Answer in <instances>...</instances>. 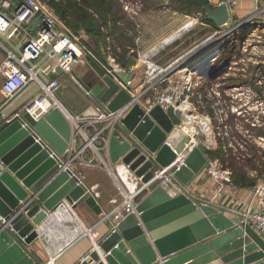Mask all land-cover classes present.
Returning a JSON list of instances; mask_svg holds the SVG:
<instances>
[{
    "label": "water",
    "instance_id": "95a60500",
    "mask_svg": "<svg viewBox=\"0 0 264 264\" xmlns=\"http://www.w3.org/2000/svg\"><path fill=\"white\" fill-rule=\"evenodd\" d=\"M205 11L207 20L215 27L226 26L230 21L223 4ZM38 23L39 18L30 25L31 32ZM244 23L241 21L231 29ZM0 40L18 57L22 56V42L13 45L3 36ZM210 41L208 38L190 49L166 72L165 78L182 72L190 77L174 106L164 109L155 105L145 111L134 104L119 125L122 133L118 130L112 132L110 162L114 164L121 160L142 184L152 177L155 166L169 165L175 153H181L184 145L190 142V138L177 129L181 112L178 107L191 93L195 81L192 75L206 77L208 67L220 52L222 43L207 47ZM201 49H206L202 55ZM85 60L94 86H87L88 75L79 78L73 74V78L90 104L115 112L132 100L119 90L117 83L97 62L89 56ZM47 61L48 57L36 67ZM26 63L34 67V63ZM56 73L62 76L59 68ZM39 75L45 83L48 82L47 77ZM118 77L121 81L126 79V76ZM63 86L56 90L58 96ZM160 86L166 90L168 82L163 81ZM24 119L55 152L63 154L70 142L71 128L58 110L49 111L38 122L28 114ZM21 124L15 120L0 126V264H40L28 250L36 240L48 250L46 257H49L60 253L80 237L84 230L65 203L72 210L85 203L99 211L90 191L76 185L75 179L60 171L52 159H47L48 152L34 142L29 129ZM153 153L156 155L151 160ZM40 160H46V163L38 166ZM208 168L209 159L204 146L198 143L185 164L171 172L187 186ZM54 172L57 176L52 179ZM228 203L229 200L224 205ZM218 210L217 205L195 204L185 195L171 198L162 187H157L137 205L140 221L134 215L127 216L116 231L79 264H264V241L260 236L250 226L240 225V220L231 211L228 213L233 217L229 219ZM60 213L66 218L58 220ZM54 228L62 230L56 242L51 240L50 231Z\"/></svg>",
    "mask_w": 264,
    "mask_h": 264
},
{
    "label": "built area",
    "instance_id": "2783aa9c",
    "mask_svg": "<svg viewBox=\"0 0 264 264\" xmlns=\"http://www.w3.org/2000/svg\"><path fill=\"white\" fill-rule=\"evenodd\" d=\"M253 1L254 9L245 19L234 21V26L241 21L253 23L257 20L258 17H254L264 10V0ZM238 2L239 0H221L218 5H225L230 15L231 10L238 5ZM259 17L262 18L261 23H259L261 26L264 23V15ZM37 18H39V23L36 25L35 31L31 32L30 25ZM194 21L188 22L183 28L189 30L195 24ZM57 23V19L41 0H0V36H3L12 44L22 42V56L18 57L0 40V48L5 51V57L0 63L1 94L3 95V100L0 103V126L15 120L22 122V127L29 129L34 142L49 153L50 158L57 164L59 169L65 171L69 178L75 179L76 185L83 186V178L78 177L75 170L83 167H95L98 164L97 162H103L101 157L102 149L107 147L112 130L121 124L133 105L138 104L145 111L155 105L162 106L164 109L174 106L175 101L182 94L183 85L190 81V77L185 76L182 72L165 78L166 72L175 64L176 60L167 67L150 63L145 71L144 84L141 86L142 88L137 90L134 87L133 80L130 77L127 78L128 74L124 72L125 69L116 64V61L111 57V39L109 37L106 39V57L103 58L92 49L81 47L78 43V37L66 29L64 31L62 29L59 30ZM229 23H231V16ZM231 28L232 26L227 30ZM163 43L166 44L165 42ZM86 56L97 62L105 70L106 74L117 83L119 90L124 91L132 98L128 104L115 112L97 107L98 113L96 115L81 117L80 115L72 114L56 98V90L61 85L58 79L53 78V76L57 75L56 69L59 68L62 71V75H70L73 73L75 66L84 62ZM46 57H48V61L37 68L36 65ZM149 60L150 58L146 62ZM27 61L34 63V67H29L26 63ZM152 66L157 67L158 70L155 71L152 80H150L148 75ZM151 73L153 72H150V75ZM39 74L47 77L48 82L45 83ZM118 75L126 76V79L121 81ZM174 76H180V80L177 79L176 81ZM71 80L76 83L74 78H71ZM163 81L168 82V87L155 99L153 104L148 107L141 104L140 99L145 92L144 86L148 85L154 89L161 88L160 84ZM30 86L36 87V92L31 98L21 107L8 112L7 107ZM54 109L62 113L70 124L72 131L70 142L61 155L51 150L45 140L24 119V115L28 114L30 118L38 122L45 114ZM205 125L206 127H204ZM202 127L207 132L208 126L206 122L202 123ZM187 136L190 138V142L184 145L182 152L177 154L173 151L175 158L166 167L155 166L152 171V177L146 183L142 184L140 182L141 179L137 178L139 184H137L135 191L131 193L126 192L119 186L122 195L121 203L102 217V221H111V233L116 231L119 222L127 216L134 215L139 218L140 213L136 211V199L140 195L148 193L153 187H162L171 198L185 195L191 199L190 195H188V190L195 181L186 186L180 183L175 178L174 173L171 172L173 168L179 170L185 164L188 155L197 145L194 141V135ZM155 155L156 153L151 155V160L155 158ZM126 167L129 169V166ZM203 172L216 184V188L213 198L210 199L211 204L204 202L202 205L213 206L215 205L214 200L222 196L227 197L226 184L230 182L231 175L229 171L221 170L219 163L217 164L216 161L212 162L210 160L209 168ZM239 207L241 211L239 210L240 208L227 211L232 210V214L240 220V225L250 226L264 240V185L252 188L249 200ZM140 224L142 223L140 222Z\"/></svg>",
    "mask_w": 264,
    "mask_h": 264
},
{
    "label": "rangeland",
    "instance_id": "374dc122",
    "mask_svg": "<svg viewBox=\"0 0 264 264\" xmlns=\"http://www.w3.org/2000/svg\"><path fill=\"white\" fill-rule=\"evenodd\" d=\"M41 1L57 19V28L63 31L66 29L73 34V31L56 15L57 7L53 5V0ZM159 1L162 2L163 7L160 10H151L150 12H142L143 7L140 4V0L120 2L127 19L126 22L131 25L125 29L123 34L126 41L122 40V43L125 44V50H127L125 54L126 60L133 61L135 59L136 61L143 57L142 60L146 61L152 54H154L151 57L153 59L159 58L158 56H161L162 59L173 58L177 53H182L184 50L188 52L190 46L194 48L208 38H211V44L207 47L212 44L216 46L222 43L215 61L208 67L207 77L199 78L192 75L195 81L191 93L187 96L186 102L179 107L181 110L178 116L179 127H183L185 130L187 126V131L190 130L188 132L184 131L183 134L194 135L196 144H204V149L207 152L206 156L210 161H216L217 164L219 160L214 156L210 158L209 151L214 152L220 146L222 150L230 148L232 146L231 143L237 138L234 133L242 139H251L261 151L258 152L260 159L256 162L259 166L258 171L248 170L247 177L252 181L253 185L247 188L251 190L256 186L264 185V167L261 166L262 164L264 165V136L258 137V134L252 130L262 129L264 131V23L261 25L263 27H259L261 21L255 20L253 23L246 22L239 27H234L230 30L226 29V32H223L224 28H226L225 26L215 27L211 25L208 28V26L202 25L208 23L204 19V11L192 14L179 13L181 16H178L177 20H175L172 14L175 11H171L168 8L170 0ZM261 15H264V10L260 11L254 18ZM186 20L189 22L195 20V24L182 35L181 39L175 40L174 37L179 35L174 33L178 27L175 25ZM118 24L121 32L123 24ZM249 26H254L255 31L247 30ZM76 34L81 47L88 49L97 47L93 39L85 36L83 32ZM165 40H175L168 46L166 45L167 47L165 46L168 49L167 52L166 49L163 51L160 49V46L164 45L163 42ZM118 45L114 40H111L110 47L114 46L115 53L121 54L122 51ZM174 45H179L180 47H173ZM99 47V56L106 57L107 45ZM171 48H175L174 52L170 51ZM110 49L111 57L116 61L117 58L112 52L113 48ZM206 49H201L200 55ZM159 51L161 52L158 55ZM4 57L5 54L0 48V60H3ZM225 59L228 60L226 63H224ZM220 60H222L221 64L217 65ZM85 62L86 60L84 59ZM160 62L164 63L165 61L162 60ZM118 65L125 69L124 72L128 74L126 68L120 64ZM88 70L91 72L89 68ZM174 77L177 81V76ZM34 90H36V87H34ZM187 118L189 119L187 120ZM204 122L208 126L206 133L201 126ZM251 131L254 133L252 134ZM219 168H221L220 163ZM262 170L263 172L260 175L259 173ZM234 188L242 187L234 186Z\"/></svg>",
    "mask_w": 264,
    "mask_h": 264
},
{
    "label": "crops",
    "instance_id": "0c3cea01",
    "mask_svg": "<svg viewBox=\"0 0 264 264\" xmlns=\"http://www.w3.org/2000/svg\"><path fill=\"white\" fill-rule=\"evenodd\" d=\"M206 1L208 2L207 8H215L216 6H218L221 0H206ZM253 9H254L253 0H239L238 5L233 10H231L230 13L231 23H229L228 26L224 28L225 30H223V32H225L226 29H228V27L233 25L234 21L245 19ZM172 14L175 20H177L178 16H181L177 12H172ZM185 18H189V17H185ZM261 19H262L261 17L257 18L258 21H261ZM187 21L188 20L183 22L181 21V23L175 25L178 27L176 31H174V33L179 34L178 36L174 37L175 40L181 39L182 35H184V33L187 31L186 29L183 28L189 22ZM202 25L208 26V28L211 27V24L209 23H205ZM175 40L167 41L166 44L161 45L160 46V49H162L161 51L165 50L166 47L169 44H171V42L173 43V41ZM16 44H18V42H15V44L13 45ZM173 47L179 48L180 46L174 45ZM190 48H193V46H190ZM190 48L188 50H190ZM174 50L175 48H171L170 51L174 52ZM161 51L158 52V55ZM167 51L168 49H166V52ZM185 51L186 50H184L182 53H177L175 57L173 58L170 57L168 59L167 58L162 59L161 56H158L159 58L157 59H153L151 57L154 54H152L151 57H149L150 60L147 62L142 60L143 57H140L138 60L134 61V64L126 68L128 72L127 78L130 77V79L133 80L134 87L137 88V90H139L140 88H142L141 86L144 84L145 81L144 74L145 71L147 70V66L150 63H154L157 66L167 67L177 58L183 56L187 52ZM3 52L5 54L4 50ZM162 60L165 62L164 63L160 62ZM1 61L2 60H0V63ZM73 74L74 76L76 75L79 78L88 75V79H86L87 86H94L93 76L91 72L88 70L87 62L85 63L83 62L74 67L72 74L62 75V76L57 75L58 77H56V79L60 81L61 85H64L63 86L64 88L59 96L56 94V98L72 114L76 116L78 114L84 116L96 115L98 113L97 106L90 104L88 98H86V95L77 87L76 83H74L71 80V78H73ZM179 78L180 76H178L176 79L180 80ZM1 83H2V79L0 78V97H1L0 103L3 100V95L1 94ZM34 87L35 86L26 88L24 92L19 97H17L11 105L7 107V111L11 112L13 110H16L18 107H21L23 104H25L31 98V96L36 92V90H34ZM144 90L145 92L140 99V103L146 107H148L150 104H153L155 99L164 92V90H162V88L160 87L154 89L152 87H149L148 85L144 86ZM180 128L181 127L179 126L177 127V129ZM115 130H118L120 133H122L121 127L119 126H116L112 130V132ZM112 132L110 134L107 147L103 148L101 152V157L103 159V162L102 163L100 161L97 162L98 164L95 167H91V168L83 167L75 170L76 175L78 177L83 178V186L88 191H90L91 196H93V198L95 199L96 208H98L99 211L98 212H96L97 210L94 211L93 208H90L85 203L79 204L74 210H72L70 206L67 203H65L67 210H70V212L73 213L74 217L77 219L79 225L84 230V232L80 237L75 239L70 245H68L66 248H64L60 253L56 254L55 256L46 257V255H48L46 251L48 250H46L41 245V243L38 242V240H36L31 245H29L28 248L29 252L34 256L36 260L40 262V264H79L90 254L92 250L97 249V245L100 242H102L105 238H107L109 235L112 234L111 233L112 223L111 221L108 220L102 221L103 215L109 213L116 205H119L121 203L122 195L119 186H121V188L126 192L131 193L135 191L137 184H139V181L135 176V173L130 169H128L126 165H124L121 162V160H118L114 164L110 162L109 144H110V138ZM48 146L49 148H51V150H54L49 144ZM47 156H48L47 159H51L49 153L47 154ZM45 163L46 160H40L37 163V165L42 166ZM51 167L52 166H50L48 169H50ZM59 170L62 171L61 169ZM56 176L57 173L54 172L51 178L54 179ZM155 188H157V186L151 188V190H149L148 193H144L140 195L136 199L135 203L138 205ZM215 188H216V184L210 178H208L206 173L203 172L202 174H200L199 177L195 179V183L189 188L188 195H190V198L195 204L204 203V202H206L207 204H211L210 199L213 198ZM226 191H227L226 192L227 197L222 196L221 198L216 199L213 202L215 205L220 206V210H218L220 214L222 213L227 218L232 219L233 217L232 214L228 213L229 211L227 210L240 208L239 206L247 202L251 197V190L248 188H234L232 184H226ZM228 200L229 203L228 205L226 204L225 206L224 203ZM208 206H212V205H208ZM239 210L241 211V208ZM63 216L64 214L60 213L57 219L62 220L63 218H66ZM50 233L52 235L51 240L53 242H56L60 238V234H62V230L59 228H54V230H51Z\"/></svg>",
    "mask_w": 264,
    "mask_h": 264
},
{
    "label": "trees",
    "instance_id": "16d2710c",
    "mask_svg": "<svg viewBox=\"0 0 264 264\" xmlns=\"http://www.w3.org/2000/svg\"><path fill=\"white\" fill-rule=\"evenodd\" d=\"M53 0V5L57 7L56 15L62 20L66 26L73 31V34L83 32L85 36L93 39L95 43V49L92 48L94 52L100 54V47L102 45L106 46V39L109 37L114 40L120 47L122 53H115V48L112 52L115 55L116 63L120 64L122 67L127 68L134 64L133 61H127L125 54V44L122 40L126 41L123 36L125 29L131 25L126 22L125 13L122 10L123 1L126 0ZM140 4L143 7L142 12H147L151 10H160L163 4L159 0H140ZM208 7V2L206 0H170V5L168 8L171 11H175L181 14H192L199 11H204V19L209 24L213 25L206 18L205 9ZM118 23L123 24L121 32L118 27ZM214 26V25H213ZM116 38V39H115ZM122 38V39H121ZM122 44H121V43ZM111 50V49H110ZM228 60L225 59L224 63ZM220 63L217 65H220ZM58 77L53 76V78ZM207 77V76H206ZM258 135V137L264 136V131L262 129H252ZM251 131L253 134L254 132ZM237 138L231 143L230 148L218 147L214 152L209 151L210 158H217L220 163L221 170H227L230 172V182L234 186H239L242 188H247L253 185L252 181L247 177L248 170H257L259 161V153L261 150L258 149L251 139L241 138L236 133H234ZM262 135V136H260ZM245 150H243V149ZM247 151V152H246ZM263 152V151H262ZM205 154L207 152L205 151ZM262 154V153H261ZM264 167V165H261ZM263 170L259 173L262 174Z\"/></svg>",
    "mask_w": 264,
    "mask_h": 264
},
{
    "label": "bare ground",
    "instance_id": "6f19581e",
    "mask_svg": "<svg viewBox=\"0 0 264 264\" xmlns=\"http://www.w3.org/2000/svg\"><path fill=\"white\" fill-rule=\"evenodd\" d=\"M260 26V25H259ZM257 28H259V27H257ZM255 29V27L254 26H249V27H247V30H254ZM255 31V30H254ZM248 32V31H247ZM158 70V68L157 67H155V66H152V68L150 69V71H149V75H148V78L150 79V80H152V78H153V76H154V73H155V71H157ZM150 72H153V73H151V75H150ZM187 80H189V79H187ZM183 105V104H182ZM183 107V106H182ZM187 108V107H186ZM189 118H187V120H188ZM194 123V122H193ZM202 126V125H201ZM187 127V126H186ZM186 127H185V130H184V128L182 127L181 128V130H182V132H184V131H186V132H188L187 131V129H186ZM204 127H206V125L204 126ZM203 127V131L206 133V129ZM202 131V130H201ZM202 131V132H203ZM192 134V133H191Z\"/></svg>",
    "mask_w": 264,
    "mask_h": 264
}]
</instances>
